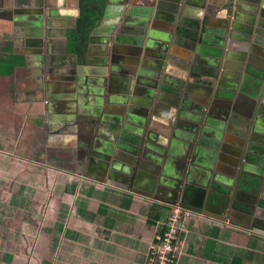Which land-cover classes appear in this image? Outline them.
I'll list each match as a JSON object with an SVG mask.
<instances>
[{
	"label": "crops",
	"instance_id": "0c3cea01",
	"mask_svg": "<svg viewBox=\"0 0 264 264\" xmlns=\"http://www.w3.org/2000/svg\"><path fill=\"white\" fill-rule=\"evenodd\" d=\"M80 1L0 0V264H147L176 207L190 212L177 264H264V217L174 195L180 169L210 171L247 212L259 190L264 212V0H109L84 58L69 50ZM144 27L170 37L168 68L130 120L121 98L142 96L126 77L159 54L138 44ZM125 127L150 156L129 184L103 157L126 163Z\"/></svg>",
	"mask_w": 264,
	"mask_h": 264
},
{
	"label": "water",
	"instance_id": "95a60500",
	"mask_svg": "<svg viewBox=\"0 0 264 264\" xmlns=\"http://www.w3.org/2000/svg\"><path fill=\"white\" fill-rule=\"evenodd\" d=\"M109 7V5H108ZM81 16V14H80ZM109 17V8L106 11V15L102 21V23L95 28V30L93 31L91 37H90V50H89V54L91 55L92 51H93V44L97 41L96 35L98 33L101 32L100 28L106 23L105 20ZM150 37H154V35L151 33L149 35ZM248 39V38H247ZM107 42H111L110 39L107 38ZM148 51V48H147ZM149 52V51H148ZM165 54H160L158 55L157 58H152L153 61H150V63L147 62H143L142 63V70L141 67L137 64L134 63V65L132 66V70H135V72L138 71V69H140L138 72L139 74L141 73L142 75L137 76L136 81L131 80L130 84L129 82L127 84V93L128 95H131L132 90L134 89L135 91L134 94L136 95H141L142 97L139 100H136L137 97H132V99L130 98V96H127L125 98H121V101L124 103H129V108H128V119L131 120L132 113H133V109H132V103H137V104H141L143 109H147V107L151 106L154 103V99H155V93L157 91V89L159 88V81L161 79V72L164 71L166 68H168V64L166 62V58L168 57L166 54V57L164 56ZM138 66V68H137ZM114 67V70H116V67ZM155 71V72H154ZM153 72V73H152ZM100 74H104L107 73V70H99ZM133 74V73H132ZM133 79V78H132ZM135 83H134V82ZM113 83L116 84L115 80L112 81V85ZM166 86H163V88H165ZM113 89H112V93H113ZM199 92V91H198ZM146 116H149L148 114H145ZM133 119V118H132ZM144 121H146L145 118H141L140 119V124L143 123ZM142 125V124H141ZM129 128L124 129L123 133H122V139L124 142L121 143V147L120 149L123 151V157L122 159L126 162V163H122L121 161H118V159H111V157H107V156H103L104 158H106L108 160V162L111 164V179H122V181L126 184H129L130 182L133 181V166L138 163H140L144 158H149V151H146V147L141 149L142 146V135H133L129 132H127L126 130ZM219 137V136H218ZM114 154V153H113ZM239 154L237 153L236 158L234 159V163H237L238 165L241 164V158L239 156L240 159H237V156ZM138 157V158H137ZM143 158V159H142ZM152 159V157H151ZM209 168H211L214 165V159L212 158L210 160V164L208 163ZM179 171V170H178ZM179 176V184L181 183L182 187H178V191L174 192V195L177 196L178 198L180 197L181 200L183 202H186L188 204L194 205L198 208H206L208 209V206L210 203L212 202H220L221 201V208L218 209L216 212H218L217 215L222 216V218L224 219V217H227V215L230 218H233V216L237 215L239 216L240 214L237 212L238 209H240L241 211H246V213L248 214V217H256L254 220V224L255 226H262V222L259 220V218L264 217V212H262L261 209H259V207H262V203L263 202H259V207L257 208L256 205L259 201V197H260V192L259 190H256L255 194L251 196V198L249 199V201L252 203L251 206L248 207V212L247 209L243 208V205H241V207H238V203L233 205L232 204V199H230L232 192H231V188L230 187H225V190H222L220 187L218 186L213 179H209V175H210V171L208 172V175L206 177H201L199 175H197L198 177H192L193 173H192V169L188 171V173H184V171H181L177 173ZM137 183H135L136 185ZM180 184V185H181ZM134 185V186H135ZM219 191H224V194H226L227 197L221 198L220 196H217L215 194V191L218 192ZM192 193V197L189 199L188 196L189 194ZM237 197L239 198H243L244 196L241 195L240 193H237ZM221 198L222 200H215ZM245 199V198H244ZM247 200V199H246ZM262 201V200H261ZM240 206V205H239ZM183 207V206H182ZM260 207V208H261ZM216 214V213H215ZM236 217V216H235ZM264 225V224H263ZM264 228V226H262Z\"/></svg>",
	"mask_w": 264,
	"mask_h": 264
},
{
	"label": "trees",
	"instance_id": "16d2710c",
	"mask_svg": "<svg viewBox=\"0 0 264 264\" xmlns=\"http://www.w3.org/2000/svg\"><path fill=\"white\" fill-rule=\"evenodd\" d=\"M109 0H81L82 14L78 26L71 31L69 50L84 58L89 50L90 37L94 29L99 26L105 16ZM213 14V13H212ZM190 25H195L191 23ZM186 29V28H185ZM181 32L192 38L194 33L182 29ZM163 230L161 233L165 232Z\"/></svg>",
	"mask_w": 264,
	"mask_h": 264
},
{
	"label": "built area",
	"instance_id": "2783aa9c",
	"mask_svg": "<svg viewBox=\"0 0 264 264\" xmlns=\"http://www.w3.org/2000/svg\"><path fill=\"white\" fill-rule=\"evenodd\" d=\"M190 215V212L176 207L171 212L166 231L160 233L156 242L152 244L149 264H177L179 248V231L182 229L179 223Z\"/></svg>",
	"mask_w": 264,
	"mask_h": 264
},
{
	"label": "flooded vegetation",
	"instance_id": "af4514ba",
	"mask_svg": "<svg viewBox=\"0 0 264 264\" xmlns=\"http://www.w3.org/2000/svg\"><path fill=\"white\" fill-rule=\"evenodd\" d=\"M80 6H81V1H80ZM81 14H82V9H81ZM81 17V16H80ZM80 19V18H79ZM102 23V22H101ZM149 24H150V21H148L147 22V25L149 26ZM77 26H78V23H77ZM188 27V26H187ZM126 28V27H125ZM146 30H144L143 32H141L142 30H140V34L142 33L143 34V38H141V39H139L138 41V44L139 45H147L149 48H156L157 50H158V52H159V54L158 55H160V54H165L164 56L166 57V54H167V51H168V46H169V42H170V37H166V40H165V42H164V39H160V38H158V35H157V37L156 36H154L153 38L152 37H150L149 36V34H148V28L147 27H144ZM95 30V29H94ZM168 56V55H167ZM152 58H154V57H151V56H147V60L145 61V62H147V63H150V61H153V59ZM137 68H138V66H137ZM155 72V71H154ZM132 73L135 75V74H137V72H135V70H132ZM153 73V72H152ZM162 74H164V71H162L161 72V75ZM140 75H142L141 73L138 75V76H140ZM126 79H128L127 80V83L129 82V84H130V81L131 80H134V81H136V79H132V77H126ZM133 81V82H134ZM135 83V82H134ZM129 84H127V85H129ZM201 86V84H199V82H197V83H195V84H193V89H191V90H193L192 92H198L199 91V88H202V87H200Z\"/></svg>",
	"mask_w": 264,
	"mask_h": 264
},
{
	"label": "rangeland",
	"instance_id": "374dc122",
	"mask_svg": "<svg viewBox=\"0 0 264 264\" xmlns=\"http://www.w3.org/2000/svg\"><path fill=\"white\" fill-rule=\"evenodd\" d=\"M171 212H172V211L169 212V216H168V219H167L166 222H169V219H170V217H171ZM179 225H181L182 229L186 230V227H185L186 224H181V223H179ZM161 228H162V225L160 226V229H161ZM184 230H183V231H184ZM179 232L181 233L182 231L180 230ZM180 247H181V244H180V242H179V248H178V251H180ZM151 248H152V245H151ZM147 261H148L147 264H149L150 257L148 258Z\"/></svg>",
	"mask_w": 264,
	"mask_h": 264
}]
</instances>
